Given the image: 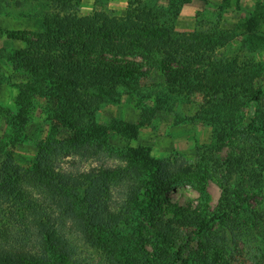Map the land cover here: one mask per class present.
Here are the masks:
<instances>
[{"label":"rangeland","instance_id":"rangeland-1","mask_svg":"<svg viewBox=\"0 0 264 264\" xmlns=\"http://www.w3.org/2000/svg\"><path fill=\"white\" fill-rule=\"evenodd\" d=\"M176 2L82 0L77 11L80 16L95 11L125 16L145 6L163 11L162 21L170 19L176 32L199 42L205 59L189 64L188 84L170 81L153 68L134 90L87 89L103 102L97 121L105 128V140L94 145L102 166L110 170L102 173L94 202L106 200L108 210L85 236L62 229L74 247L73 264H264V0H188L180 8ZM48 11L43 0H0V47H25L6 32L30 35L41 28ZM213 44L215 48L207 47ZM135 59L144 62L140 56ZM167 62L183 68L177 61ZM0 66L7 77L0 84L4 145L13 134L10 121L18 119L17 85L27 82V74L14 73L5 59ZM258 89L263 94L252 100L251 91ZM35 102L25 136L5 147L20 165L35 160L38 143L49 130L45 110L56 108L42 97ZM73 135L71 129L59 128L60 138ZM242 147L253 153L243 161L247 172L231 180L238 207L221 221H209L222 195L223 163ZM141 148L158 163L156 182L123 170L130 160L126 151ZM84 164L100 161L89 157ZM249 168L261 172L259 182L249 176ZM92 205L88 215L96 218ZM183 207L194 211L193 216L183 214ZM166 228L169 237L163 235Z\"/></svg>","mask_w":264,"mask_h":264},{"label":"trees","instance_id":"trees-1","mask_svg":"<svg viewBox=\"0 0 264 264\" xmlns=\"http://www.w3.org/2000/svg\"><path fill=\"white\" fill-rule=\"evenodd\" d=\"M43 1L49 11L39 30L30 35L6 32L9 38H18L26 46L0 47V59L9 61L14 73L27 74V82L17 85L18 119L10 121L13 134L4 145L0 144V264H73L70 252L74 247L62 229L85 236L108 210L106 200L100 205L94 202L100 177L110 170L102 166L94 145L105 131L97 121L103 102L89 95L87 89L134 90L153 68L168 75L170 81L188 84L192 76L189 64L205 59L199 42L176 32L170 19L162 21L163 11L145 6L134 7L125 16L100 11L80 16L77 11L82 0ZM187 1L177 0L178 8ZM167 23L170 27H165ZM208 46L213 49L216 44ZM168 60L182 63L183 68L171 67ZM6 78L0 66V84ZM175 88L179 91V87ZM262 94L263 90L258 89L252 90L250 96L259 100ZM37 97L56 108L45 110L44 122L49 130L38 143L35 160L30 165H20L14 156L6 154L5 147L25 136L28 118L38 106ZM61 126L71 129L74 135L60 138ZM260 151L264 154V145ZM126 153L130 160L123 170L158 181V163L147 150ZM251 153L252 149L242 147L238 156L223 163L222 195L209 221H221L238 207L231 180L247 172L243 161ZM89 157L100 164L87 167L84 162ZM248 173L255 182L261 180V172L249 168ZM90 203L96 209V218L88 215ZM185 212L190 216L195 213L183 207ZM165 231L163 235L169 237L170 232L167 228Z\"/></svg>","mask_w":264,"mask_h":264}]
</instances>
